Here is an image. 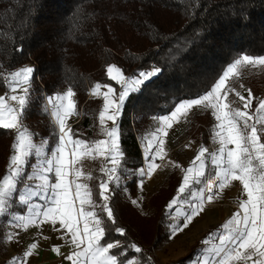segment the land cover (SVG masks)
Instances as JSON below:
<instances>
[{
  "label": "trees",
  "instance_id": "obj_1",
  "mask_svg": "<svg viewBox=\"0 0 264 264\" xmlns=\"http://www.w3.org/2000/svg\"><path fill=\"white\" fill-rule=\"evenodd\" d=\"M244 55L264 56V0H0V91H8V73L33 65L22 123L35 141L47 140L48 149L58 142L49 96L63 88L73 90L78 122L70 134L92 143L105 136L99 123L103 100L89 99L90 90L97 83L120 89L108 77V67L115 65L128 78L160 69L123 106L118 119L123 183L110 184V206L126 236L112 232L106 239L136 243L142 249L135 254L141 264H154V251L171 238L173 210L167 204L176 197L184 174L173 170L149 199L153 212H140L132 203L143 166L139 130L150 119L170 114L179 102L203 95ZM262 86L264 73L249 81L253 107L262 99ZM195 119L201 121L200 116ZM198 128L203 147L209 143L207 130ZM16 134L0 128V179L8 174ZM92 177L90 188L99 204V183L106 176L94 172ZM22 187L18 185L15 196ZM4 234L0 223V249ZM196 254L193 248L171 264H189Z\"/></svg>",
  "mask_w": 264,
  "mask_h": 264
},
{
  "label": "snow or ice",
  "instance_id": "obj_2",
  "mask_svg": "<svg viewBox=\"0 0 264 264\" xmlns=\"http://www.w3.org/2000/svg\"><path fill=\"white\" fill-rule=\"evenodd\" d=\"M240 65L264 67V56L244 55L236 59L214 82L210 90L198 98L179 102L170 115L159 117L162 126L153 133L152 139L147 140L144 149L147 167L138 170L140 177H150L161 167L156 161H163L167 155L164 151V137L168 135L166 129L173 127V122L186 120L194 107L211 110V115L217 121L213 139L218 142L219 148L211 153L206 147L199 149L192 161L193 165L199 162L194 176L193 167L185 169L178 192L184 194L193 180L196 184L203 183L204 188L193 195L195 202L185 201L189 206L188 211L179 207L178 202L182 196L169 201L167 208L175 210L177 217L182 219V224L172 227V235L188 228L194 219L205 211L206 203L214 202L232 182L240 183L242 195L239 211L221 226L222 232L210 234V238H218L219 246L195 264H264V99L256 101L253 107L255 97L251 89L244 95L230 85L229 81L237 75ZM114 70L119 74V79L112 75ZM33 71L32 67H22L4 77L10 93H16L22 85L27 86L22 88L23 95L0 96V128L15 130L17 133L12 145L13 153L7 165L8 174L0 179V216L9 213L13 195L17 193L18 185L23 184L24 190L19 193L18 202L27 206L28 214H12L15 228L40 229L43 225H51L52 231L58 233L59 239L72 249L67 255L62 254L60 246H54L52 251L63 255V259L70 264H141L135 254L141 253L142 249L136 243L106 239L112 232L121 237L126 236L125 228L119 226L114 209L110 206V184L120 183L118 168L124 158L117 117L130 93L138 91L160 69L140 72L138 78L130 79L115 65L108 67L109 77L121 84V90L117 96L116 90L110 85H95L94 95L99 94L101 87L107 89L103 93V110L99 112V123L106 138L92 143L73 138L71 129L67 127L68 117L75 112V103L71 99L75 95L73 90L69 88L63 95L49 97L51 115L58 125V142L47 152L49 142L42 140L39 144L34 143L33 133L22 123ZM240 87L243 88V85ZM229 93L239 100L241 108H233L231 103L225 102ZM8 100L15 102L16 106L7 103ZM45 111H48V108H45ZM107 121L112 122L111 127H107ZM230 145L232 147H229ZM33 154L39 159L32 165L31 175L25 176V166ZM205 154H208L214 166L213 175H205ZM86 155L94 159L101 156L107 162L100 169L106 179L99 183V204L94 200V193L89 185L77 182L85 174L76 165ZM108 164L111 167H108ZM85 178L91 180L93 177L89 173ZM33 181L39 183L33 187L28 183ZM36 197L46 203H34L33 199ZM132 203L136 204L138 201L133 200ZM37 235L40 239H49L42 232ZM7 239L13 241L16 239V233H9ZM208 242L206 239L203 243L207 245ZM37 248L38 242L30 244L23 257L14 258L11 264H30L29 258Z\"/></svg>",
  "mask_w": 264,
  "mask_h": 264
},
{
  "label": "rangeland",
  "instance_id": "obj_3",
  "mask_svg": "<svg viewBox=\"0 0 264 264\" xmlns=\"http://www.w3.org/2000/svg\"><path fill=\"white\" fill-rule=\"evenodd\" d=\"M24 67H32L33 68V65L27 64ZM262 73H264V67H261V66L252 67V66H248V65H240L237 68V75L233 76L230 79L229 83L231 86L235 87L237 91H240L242 94L246 95L247 90L250 89V87H249L250 79L253 76L259 75ZM240 85H243V88H241ZM26 86L27 85H22L17 90L16 93H10L9 92V86H8V91L7 92L0 91V96H7L8 94L23 95L22 88L26 87ZM262 89H263L262 95H264V86H262ZM263 99H264V96H263ZM225 102L231 103V106L233 108H241L242 107L239 100L232 93H229V96ZM7 103L12 104L13 106H16V103L13 101L8 100ZM47 105H48V108H51V106L49 104H47ZM190 119H191V115L188 116L186 118V120H184V121L180 120L179 125H177L178 123L173 122V127L171 129H166L168 131V133H170L169 135L172 134L173 137L174 136L175 137L173 138L174 142H172L171 146L168 148H164V151L167 154L165 159L163 161H161V160L157 161L161 165V170H162L161 178L156 180V183H153V182L149 183L148 180H151L152 176H150V177L145 176L143 186L141 187V182L139 184V188H141V193H140V196L135 199L136 201H138V203H136L135 205L139 209V211L145 215H149L153 212L152 207H150L148 204L149 197L153 193H155L156 190L158 188H160V186L162 184H164L166 178L172 172V169L174 167H176L175 165H179L178 168L181 171L182 170L185 171V169H187L188 167H193V169L195 171V169L199 166L198 165L199 162H197L196 165L192 164V161L195 159V156L199 153V150H197L198 149L197 144L192 139H190V137H189V133H188L189 132L188 131L189 126L188 125H189ZM73 122H78V116L76 113H75ZM159 122H161V121L154 118L153 120L150 121L148 126H146L143 130H141L139 132L138 140H140V143L143 147L146 146L147 140L152 139L153 133H156V130L158 128H160ZM215 122L217 123V121H215ZM111 126H112V122L107 121V127H111ZM214 129H215V126L213 127L212 133H211L212 145L208 148L209 153L215 152L219 148L218 142L213 139ZM159 135H160V133H159ZM40 142L41 141H35L34 140V143L39 144ZM229 147H232V146L230 145ZM166 149H167V151H166ZM47 151H48V148L46 149V152ZM38 159L39 158L35 157L34 154L32 157H29V160H32L34 162L32 164H29V165L27 164L25 166V171L28 170V168H29V170L31 168V171H33L32 165L35 164ZM29 160H28V162H29ZM210 160L211 159L208 156V154H205V163L207 162L208 164H210ZM105 163H107V162L101 156H96L95 159L92 156H87V155L82 157L80 160V163L78 165H76V167L80 168V170L85 174V176H82L77 182L87 183L89 185V180L85 178L86 175L90 173L92 176V171L94 169L99 170V172L101 174H103L100 171V169L102 166H104ZM108 167H111V165L108 164ZM119 168H120V166H119ZM209 168H210V170H212V172L214 171V166L213 167L209 166ZM118 175H120L119 172H118ZM69 178L71 179L72 177H69ZM37 183H39V181H33L34 185ZM122 183H123V181L121 178L120 183L118 185H120ZM34 185H32V186L34 187ZM22 188H24V187H22ZM241 188H242V186L240 185V183L238 181H234L230 185V198H231L230 201L232 203H235L234 200L237 198V196L242 195ZM197 192L198 191H194V194H196ZM193 195H191V196H193ZM189 199H190V196L188 197V199L181 201V202L180 201L178 202L179 207H181V208L183 207L184 211L189 210L188 204L185 203V201H188ZM35 201H38L41 204H44L46 202L44 200H41L39 197L36 200H33V202H35ZM22 208L23 209L25 208L24 213L20 211ZM14 209H17L19 211H15ZM232 209H234V207ZM26 212H27V206L20 204L18 202V196H15V194H14L13 198H12V206L9 209V213L6 214L5 216H0V223L3 224L4 230H5V234H4L5 241L7 240V236L9 233H16V235L19 233H20V235L22 234L21 229H17L14 227L15 221H13L11 218L12 214L14 213L16 215H25ZM231 216H229V219L231 218ZM4 217H6V218H4ZM170 219H171V224L169 226V232H170V235L172 237H171L170 241L165 242L156 251H154L155 253H153V256L151 257L152 262L154 264H171V263H174L175 260H178L180 258H183V257L189 255L190 250L194 248L192 245H194L195 243H197L196 244L197 245L196 246V250H197L196 255L198 257L195 259V261L190 262V264H195V262L197 260H200L204 255L209 254L208 251L211 248V246H213V244L211 243L213 238H210V234L205 235L202 232H186V233L179 232L176 235H172V227L175 224H180L182 219L177 217V215L174 213H172ZM210 232H213V231H210ZM206 239H208V241H209L207 245H205L203 243ZM5 241H4V243H5ZM4 248H5V244H3V246L0 249V256L1 257H4V255H3Z\"/></svg>",
  "mask_w": 264,
  "mask_h": 264
},
{
  "label": "crops",
  "instance_id": "obj_4",
  "mask_svg": "<svg viewBox=\"0 0 264 264\" xmlns=\"http://www.w3.org/2000/svg\"><path fill=\"white\" fill-rule=\"evenodd\" d=\"M120 72L122 73L121 70H120ZM107 75L109 77L108 71H107ZM112 75L113 76H116L117 79H119V74L115 70L113 71ZM125 77H127V76H125ZM150 79H152V78H150ZM111 80L115 84H117L120 89L117 90L115 88V86L114 85H111V84H106V85H110L112 88H114L116 90V95L118 96L119 91L121 90V84L117 83V80H114V79H111ZM93 89L90 90V92H89L90 93L89 94V99L90 98H100V99L103 100V93L106 92L107 89L105 87H101V89H99V94L98 95H94L93 94ZM67 90H68V88L60 89L56 94H54L52 96H49V97H55L57 95H63V94L66 93ZM135 92L130 93V95L133 94V93H135ZM130 95H129V97H130ZM263 96L264 95H262V99H263ZM48 98H47V104H48ZM71 99L74 101L75 106H76V103H77V96H76V94L73 97H71ZM127 99H126V101H127ZM65 103H67V101H65ZM103 104H104V100H103ZM49 109L52 111L51 108H49ZM122 111H123V108L121 109L120 114L117 117V120H118V118H120V116L122 114ZM75 113H76V110H75V112H74L73 115H71L70 117H68V120H67V127L70 128V129H72L73 125H75V123H76V122H73ZM168 115H170V114H168ZM190 115H191V119H190V122H189V125H188L189 126V129H188L189 132L188 133H189L190 139H192L197 144V148H198L197 150H199L201 148V144L199 143V134H198L199 133V131H198L199 128L198 127L199 126L205 127V129L207 130L206 133H207L208 138H209V140H208L209 143L207 145L203 146V147L209 148L212 145V139H211L212 129H213V127L216 124L215 117L211 115V110H204L202 107H199V108L194 107L192 110H190V112L188 113L187 117L190 116ZM196 116H200L201 117V121L196 120L195 119ZM159 117H161V116L154 117V118H156V119L159 120ZM52 118H53V121H55V119H54L53 116H52ZM154 118L150 119L147 124L149 125L150 121L153 120ZM181 121H184V119H182ZM117 123H118V121H117ZM159 123H160L159 126L161 127L162 126V122H159ZM179 124L180 123H178L177 125H179ZM55 125L58 127V125L56 123H55ZM148 125H146V126H148ZM146 126H144L143 128H141L139 130V132L141 130H143ZM119 133H120V131H119ZM169 134L170 133H168V135L166 137H164V139H165L164 148L170 147L171 144H172V142H174V139L173 138L175 136L173 137L172 134L171 135H169ZM157 135H159V133H157ZM162 135L163 134L160 133V136H162ZM137 140H138V136H137ZM120 143H121V140H120ZM139 144H140V148H141V152H142V156H143V166L142 167L143 168H146L147 167V163H146L145 158H144V149H145V147H143L141 145L140 140H139ZM166 151H167V149H166ZM158 160L159 159H157V161ZM29 161L31 162V164L34 162L32 160H29ZM209 166L210 167H213V165L211 163V160H210V164H208L207 162L205 163V175L206 176H209V175H213L214 174V171L212 172V170H210ZM173 170H178L181 173L185 174V171L184 170L181 171L178 167H174L172 169V172H173ZM94 172L100 173L99 170L94 169L92 171V176H93ZM31 173H32V171H31V168H30V170H29V172H28L27 175H31ZM170 174L168 175V177L170 176ZM194 174H195V171L193 172L192 175L194 176ZM151 176H152V179L151 180H148V182L149 183H152V182L153 183H156V180L160 179L161 176H162L161 167L158 168L157 170H155L154 173ZM168 177L166 178L164 184H162L160 186V188L162 186L166 185L167 180H168ZM144 179H145V176L144 177H141L140 181L138 182L137 187H136L137 188V192L132 197V201H133V199L135 200L136 198H138L140 196L141 188H139V184H140V182H144ZM90 181L91 180H89V187H90ZM29 183L32 184V185H34L33 182H29ZM160 188H158L156 190V192ZM202 188H204V184L203 183L196 184L195 181L193 180V181L190 182V188L189 189H186V191H185L184 194H180L178 192L177 195H176V197L182 196L183 198L180 200V202H181V201H184V200L188 199V197L190 196V199L189 200L190 201H193V196H191V195L194 194V191H199ZM23 190H24V188H22L21 192ZM156 192L153 193L151 196L155 195ZM150 197H149V199H150ZM37 198L38 197L34 198L33 200H36ZM240 198H241L240 195L237 196V198L234 200L235 203H232L230 201L231 198H230V186H229L227 189H225L219 195V197L217 199L214 200V202L206 203V205H205V211L201 215H199L198 217H196L194 219V221L189 225V227L186 228L183 231V233H186V232H202L205 235H209V234H212V233H217V234L221 233L222 232V227L221 226L224 223L227 222V220L229 219V216H231L235 212L239 211V200H240ZM149 199H148V204H149ZM34 203L41 204L38 201H35ZM149 206H150V204H149ZM233 207H234V209H232ZM181 209L183 210L184 208L182 207ZM173 213L177 215V212L175 210H173ZM27 214H28V212L25 213V215H27ZM180 224H182V221H181ZM214 228L216 230H214L213 232H210ZM21 230H22V234L21 235H20V233L17 234L16 235V239H14L13 241H9L7 239L5 241V243H4L5 244V248L3 250L4 251L3 252L4 257H1L0 256V261H1L2 264H11V261L14 258H21V257H23V253L25 251H27L28 248H29V246H30V244H32L34 242H38V248L34 251V255L29 258L30 264H70L69 261L63 259V255L69 254L72 251V249L70 247H68L67 245H65L64 242L59 239V234L56 233V232H54V231H52L51 225H43L40 229H37L35 227H30L27 230H25L23 228H21ZM38 232H42L43 235L44 236H48L49 239L48 240L40 239V237L37 235ZM211 243L213 244V246H211V248L209 249V251H208L209 254L211 253V250L212 249H214L215 247H218L219 246V240H218V238H213L212 241H211ZM196 244L197 243H195L192 246L194 248H196V246H197ZM54 246H60L61 247V252H62L63 255H58L57 253L53 252L52 251V248ZM209 254H206V255H209ZM206 255H204V256H206ZM197 257L198 256L195 255V257H194V259L192 261H195V259ZM213 259H218V258L213 257ZM192 261H190V262H192Z\"/></svg>",
  "mask_w": 264,
  "mask_h": 264
}]
</instances>
